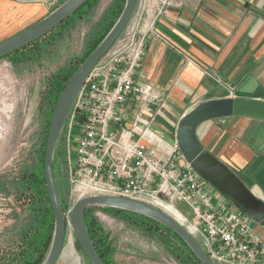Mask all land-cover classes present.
<instances>
[{
	"label": "built area",
	"instance_id": "built-area-1",
	"mask_svg": "<svg viewBox=\"0 0 264 264\" xmlns=\"http://www.w3.org/2000/svg\"><path fill=\"white\" fill-rule=\"evenodd\" d=\"M156 3L145 17L133 12L77 94L68 120L76 134L68 161L71 182L80 198L127 196L170 213L217 264H260L264 240L254 221L192 167L177 139L168 146L153 128L166 95L140 79L145 45L158 15L182 0Z\"/></svg>",
	"mask_w": 264,
	"mask_h": 264
},
{
	"label": "crops",
	"instance_id": "crops-1",
	"mask_svg": "<svg viewBox=\"0 0 264 264\" xmlns=\"http://www.w3.org/2000/svg\"><path fill=\"white\" fill-rule=\"evenodd\" d=\"M26 1L0 0V11L26 23L22 29L51 11L46 1ZM155 4L140 0L138 11L145 17ZM156 20L140 79L166 95L153 120L166 145L177 139L178 122L195 103L240 95L264 99V0H182ZM198 136L264 201V121L211 119L198 128ZM254 225L264 240V220Z\"/></svg>",
	"mask_w": 264,
	"mask_h": 264
},
{
	"label": "rangeland",
	"instance_id": "rangeland-1",
	"mask_svg": "<svg viewBox=\"0 0 264 264\" xmlns=\"http://www.w3.org/2000/svg\"><path fill=\"white\" fill-rule=\"evenodd\" d=\"M23 1L26 4L30 2ZM112 1L98 0L93 11L64 29L41 60L16 65L10 58L0 60V264H8L20 251L17 235L27 223L24 212L27 204L26 197L18 195L11 182L18 180L21 171L31 167L36 160L35 152L44 134L42 122L49 109L45 98L50 89L48 82L61 68L76 66L85 54L86 43L94 26ZM139 4L140 0L136 3L134 14L139 10ZM55 6L51 5L50 10L53 11ZM8 12L0 11V42L26 25ZM69 116L58 140L65 154L56 172L62 198L69 204L65 212L69 224L65 248L57 264H89L75 245L76 237L69 216L80 198L71 182L66 162L70 160L76 144L73 139L76 134L72 135L68 126ZM162 128L165 129L163 125ZM92 215L108 234L114 249L113 259L117 264H179L157 238L105 211L101 206L92 210Z\"/></svg>",
	"mask_w": 264,
	"mask_h": 264
},
{
	"label": "water",
	"instance_id": "water-1",
	"mask_svg": "<svg viewBox=\"0 0 264 264\" xmlns=\"http://www.w3.org/2000/svg\"><path fill=\"white\" fill-rule=\"evenodd\" d=\"M87 2L88 0H65L45 17L2 39L0 42V60L60 27L62 22L74 15ZM136 3L137 0H126L124 9L116 24L68 79L53 109L46 141L44 172L49 200L52 203L55 216V232L51 243L52 247L42 264H57L64 251L67 238L69 219L62 208L54 172V154L63 125L77 99V94L86 83L87 77L95 68V65L117 42L130 22ZM225 116H244L264 121V99L241 95L228 96L201 101L190 106L178 122L176 138L180 151L192 167L196 171L198 170L212 186L229 198L240 211L244 212L253 221H262L264 220V201L252 193L246 183L239 178L228 164L213 152L208 151L198 136V128L201 124L211 121V119L225 118ZM95 205L128 209L156 219L176 231L189 244L202 264H217L206 252L201 241L170 213H165L158 207L140 199L111 194L81 197L70 210L72 231H74L76 240L82 245L92 264H106L94 245L87 226L86 209Z\"/></svg>",
	"mask_w": 264,
	"mask_h": 264
},
{
	"label": "trees",
	"instance_id": "trees-1",
	"mask_svg": "<svg viewBox=\"0 0 264 264\" xmlns=\"http://www.w3.org/2000/svg\"><path fill=\"white\" fill-rule=\"evenodd\" d=\"M64 2V1H62ZM60 2L59 5L62 3ZM98 0H88L74 15L62 22L60 27L52 32L46 34L44 37L31 42V44L24 46L14 53L9 54L4 58H10L15 65L20 63H29L35 60H41L44 53L49 49V46L55 40H58L60 34L74 24V21L84 18L89 12L94 10ZM126 0H113L108 6L104 15L94 26L90 38L87 40L85 47V54L80 57L78 63L74 67L61 68L59 72L54 74L53 78L48 82L49 91L46 92V103L49 106L47 114L45 115L42 128L43 135L41 138L40 147L35 152L36 160L31 167L24 168L21 171V176L18 180H12V187L18 195L26 197V208L24 209L27 223L20 229L17 235L18 247L20 251L14 256L12 261L8 264H42L46 259L54 236L55 216L52 203L49 200L48 189L46 187V179L44 172L45 164V150L47 146V137L49 125L53 115V109L58 101L63 88L68 79L76 72L78 66L90 56L92 51L103 41L104 36L116 24L120 14L124 9ZM56 5L53 9L57 8ZM83 114L77 118V122L83 121ZM64 150L61 149V143L58 141L55 150L54 172L56 174L57 187L59 191V198L62 204L64 213L69 208V204L64 201L60 193L58 182L57 168H59L62 157L64 158ZM74 155V148L72 156ZM63 161H66L64 159ZM68 162V161H66ZM67 164V163H66ZM67 175V174H66ZM68 179V176H66ZM100 206H90L86 209L85 215L87 219L88 230L92 237L94 245L97 247L102 259L106 264H117L113 259V245L109 240L108 234L99 220L92 215V210ZM107 212L120 217L122 220L128 222L134 227L143 230L149 236L157 238L163 244L166 252L175 258L179 264H202L199 258L195 255L191 247L185 242L182 237L172 228H168L156 219H152L145 214L136 213L128 209H120L116 207L101 206ZM77 249L84 255L85 259L92 264L85 254L82 245L75 241Z\"/></svg>",
	"mask_w": 264,
	"mask_h": 264
},
{
	"label": "bare ground",
	"instance_id": "bare-ground-1",
	"mask_svg": "<svg viewBox=\"0 0 264 264\" xmlns=\"http://www.w3.org/2000/svg\"><path fill=\"white\" fill-rule=\"evenodd\" d=\"M66 260V259H65Z\"/></svg>",
	"mask_w": 264,
	"mask_h": 264
}]
</instances>
